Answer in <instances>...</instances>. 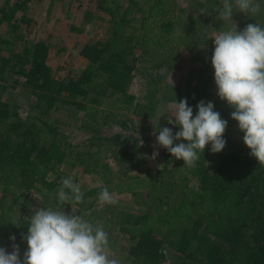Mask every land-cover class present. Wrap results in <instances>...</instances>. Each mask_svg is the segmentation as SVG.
I'll return each mask as SVG.
<instances>
[{"label":"trees","instance_id":"trees-1","mask_svg":"<svg viewBox=\"0 0 264 264\" xmlns=\"http://www.w3.org/2000/svg\"><path fill=\"white\" fill-rule=\"evenodd\" d=\"M33 1L38 0H2L0 24L19 28L29 22L25 14ZM141 1L125 0L119 10L99 0L98 7L111 17L110 29L104 38L82 45L75 65L55 67L45 40L29 41L16 60L2 55L0 46V82L15 76L12 86L20 83L27 89L33 96L29 108L39 111L37 117L22 115L17 104L0 99V247L6 249L15 236L20 252L25 251L22 234H27L29 217L14 206L35 191L57 207L61 182L55 173L62 165L94 169L86 161L88 155L73 150L45 116L67 104L92 118L105 98L123 102L133 77L130 55L136 44L149 42L157 48L171 40L174 32L162 18L168 0ZM160 24L169 37L156 33ZM258 24L264 27V17ZM12 39L0 41L10 44ZM208 79L213 78L207 69L200 70L197 85ZM211 97V91L196 87L195 105L212 102ZM94 126L99 127L98 120ZM93 134L99 140L98 133ZM179 142L186 143L174 144ZM210 148L206 146L194 168L162 148L160 169L121 183L137 204L145 205L141 212L116 210L111 217L131 242L124 256L127 263L164 264L163 251L171 249L187 256V264H264V165L242 144L219 153ZM107 170L104 163L97 173L104 176ZM176 188L179 196L171 202ZM101 190L83 193V203L72 205L91 208L94 200L86 203L85 198Z\"/></svg>","mask_w":264,"mask_h":264},{"label":"rangeland","instance_id":"rangeland-1","mask_svg":"<svg viewBox=\"0 0 264 264\" xmlns=\"http://www.w3.org/2000/svg\"><path fill=\"white\" fill-rule=\"evenodd\" d=\"M100 1L111 8L118 6L119 10L125 5V0ZM98 2L99 0L33 1L25 14L29 22L22 23L19 28H15L12 23L0 24L2 41L18 34L10 44L0 41L2 55L14 56L16 60L15 56L23 51L29 41L40 39L49 44L50 61L55 67L67 62L75 65L79 62L78 52L82 45L104 38L110 29L111 17L98 7ZM231 2L233 17L232 20L225 21L218 15L223 10V0H168V7L162 18L174 34L170 36L166 30H162L160 24L156 33L163 37L170 36L171 39L166 45L156 48L149 42L136 44L130 55L133 77L127 86L123 102L115 104L113 99L105 98L98 106L100 111L92 118H86L84 111L67 104L60 105L57 110H52L45 116L54 122L61 137L73 145V150H82L88 155L86 161L94 167L93 170H86L80 164L72 167L62 165L55 173L58 180L61 182L62 178L72 177L83 193L106 187L118 201L115 205L102 204L98 200L99 194H93L85 198L86 203L94 200L91 208L68 205L64 207V211L68 214L72 211L94 225H102L109 234L112 253L122 264H129L124 256L131 242L127 235L119 231L111 217L116 210L141 212L145 205L137 204L130 192L121 189V183L130 181L135 176L153 174L163 166L162 147L156 141L159 132L156 131V135H153V131L158 123L161 128H171L173 134L179 131L178 126L168 124L166 117L162 116L166 112L171 114L168 109L174 100L179 102L186 98L195 116L198 111L195 105L196 87L201 91H211L214 110L228 122L223 137L226 140L224 151H232L239 144L245 145L244 134L239 130L238 122L231 118L233 109L217 95L211 50L215 47L213 38L220 32L235 30L236 27L238 31H242L248 24H258L264 17V0H257L261 10L255 16L239 12L234 0ZM202 9L206 13H201ZM203 69H207L213 79L201 80L199 86V71ZM14 78L15 76L10 75L0 82V99L17 104L22 115L37 117L39 111L29 108L33 96L20 83L12 86ZM95 120H98L99 127L94 126ZM93 133H98L99 140L93 138ZM104 163L108 165L109 171L102 176L97 172L101 171ZM174 194L171 202L177 200L178 188ZM43 198L31 191L26 201L17 203L14 208L29 218L34 214V209L56 208L48 199ZM14 243L12 241L6 248L9 253ZM24 252H20L21 259ZM163 252L166 257L164 264H187V256L171 249H164Z\"/></svg>","mask_w":264,"mask_h":264},{"label":"clouds","instance_id":"clouds-1","mask_svg":"<svg viewBox=\"0 0 264 264\" xmlns=\"http://www.w3.org/2000/svg\"><path fill=\"white\" fill-rule=\"evenodd\" d=\"M239 12L257 15L261 10L257 0H234ZM206 13V10H201ZM221 20H232L233 3L223 0ZM211 64L217 95L233 109L231 118L238 122L243 132V142L250 155L264 165V27L248 24L242 31L229 29L214 38ZM193 116L187 99L169 106L165 113L168 124L179 127L173 134L169 127H154L159 147L165 148L175 159H182L184 166L196 167L200 154L209 144L212 153L221 152L226 145L223 138L228 122L214 110L212 102L201 100ZM174 118V119H173ZM176 141H186L175 143ZM58 205L34 209L28 218L27 234L22 239L27 250L20 257L19 245L13 244L9 253L0 247V264H122L110 248L109 234L102 225H94L82 216L68 214L64 205L83 203L84 194L72 177L62 178L57 192ZM102 204L115 205L118 201L105 187L98 195ZM10 240L15 241V236Z\"/></svg>","mask_w":264,"mask_h":264}]
</instances>
